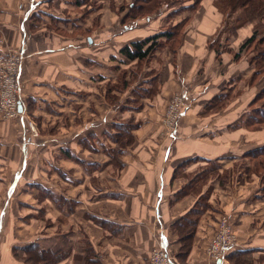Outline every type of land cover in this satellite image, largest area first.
Segmentation results:
<instances>
[{
    "label": "crops",
    "instance_id": "0c3cea01",
    "mask_svg": "<svg viewBox=\"0 0 264 264\" xmlns=\"http://www.w3.org/2000/svg\"><path fill=\"white\" fill-rule=\"evenodd\" d=\"M85 3L0 0V54L16 49L25 57L19 95L23 113L15 121L0 117V184H9L0 210V264H22L9 246L13 232L9 205L16 187L31 182L26 176L28 169L38 168L40 175L49 163L63 169L60 160L65 159H60L58 151L66 156L80 151L75 139L58 142L56 138L53 145H43L31 138L25 130L26 117L38 116L44 122L42 114H49L47 105L52 107L54 102L56 107L62 99L71 105L73 126L78 119L73 105L81 104L79 139L96 135L101 150V137L111 136L112 127L120 125L118 120L110 122L109 129L106 126L108 117L116 116L104 102L106 93L102 94L107 71L118 62L131 61L120 53L124 46L160 32L129 30L122 15L113 13L108 19L104 6L96 11L98 22H94L95 16L90 25L89 17L74 16L76 8L85 7ZM204 4L200 2L199 14L187 25L181 45L161 50L160 59L150 63L151 74L140 81L154 82L157 90L150 91L144 104L131 113L136 124L133 139L128 147L120 148L118 166L110 168L109 163L90 176L84 173L85 164H75L74 173L83 170V175L61 178L67 191L48 188L51 195L76 203L66 237L73 254L77 255L76 247H84L83 240L98 256L99 264H148L152 249L163 239L172 264H233L227 257L214 262L206 254L216 220L224 214L235 235L231 253L248 255L250 264H264V173L258 177L252 170V162L264 158V126H245L249 104L264 86H251L253 69L235 58L250 30H237L236 36L223 38V48L215 50L211 42L222 16ZM203 7L205 14L200 11ZM177 93L185 95L186 108L173 134L167 135L162 118ZM94 103L106 112L94 117ZM49 115L52 120V113ZM63 128L68 130L57 122L56 131ZM91 146L81 150L82 158L87 156L90 164ZM50 150L52 157L48 156ZM103 150L95 153L103 155ZM93 163L103 165L104 161ZM93 182L96 185L92 187ZM71 193L73 197H67ZM51 207L60 211L57 204L51 203ZM90 216L99 224L89 220ZM189 222L193 224L188 235L190 250L184 262H178L181 241L177 227L185 229ZM77 225L83 236L75 234ZM238 256L233 254V259L243 258ZM84 258L83 254L80 261H73L69 254L56 264H86Z\"/></svg>",
    "mask_w": 264,
    "mask_h": 264
},
{
    "label": "rangeland",
    "instance_id": "374dc122",
    "mask_svg": "<svg viewBox=\"0 0 264 264\" xmlns=\"http://www.w3.org/2000/svg\"><path fill=\"white\" fill-rule=\"evenodd\" d=\"M73 1V0H71ZM158 6H160V9L157 13H153L150 18H138L134 21L130 20V14H129V8L131 3H141L139 0H86L85 7H81V9L76 8V14L82 15L83 18L89 17V22L91 25V21L94 18V22L96 21L98 14L97 10L98 8H101L104 6L103 12L105 11L106 17L109 19L110 17L116 15H122V22H125L128 25L127 27H131L129 30L134 29H147L149 28V32L151 31H175V38L174 40L169 41H161L158 42L157 46L154 48L152 53L148 56V58L142 62L137 61H128L124 63L118 62L116 66H111L110 69L107 71L106 82L102 88V94L106 93V99H104V102L108 106V110L115 113L116 116H110L107 118V115L110 113L113 115L112 112L108 111V114L106 115V119H108L107 123V129L110 128V122H117L118 120L120 125L118 127H112L115 133L108 134L105 136H102L101 143L103 144V147H100V140L99 137L95 135H91L87 138H80V128L82 127V118H81V108L80 106H74V111L77 112L75 114L78 116V119H75L73 122V126H71V120L69 117V108H71L70 103L66 101H61L60 104L56 107H54V102H52V107L47 105V110L45 105H42L43 109L46 112L52 113V120L51 116L48 114H42V117L44 119V122L42 121L41 117H35L31 115V111H29V114L31 115L29 118L26 117L25 119V130L29 134L31 138H36L40 143L43 145H50L54 144V139L58 140V142L64 138L68 139H75L76 143L80 144V151H78V154H70L69 156H66L63 154V151H58L60 159V166L64 165L65 168H56L53 167L51 163L48 164V166H44L42 169V173L40 175L39 169H28L30 170L27 173V177L32 178L34 180H30L31 182L28 183H22V185L17 186L15 191L13 192V196L11 198L10 207L12 209V212L10 213V218L13 222V232L11 233V242L9 246L12 248V253L14 258L22 263V264H55L56 261L60 258H65L70 254L73 261H80L82 258V255H85L84 261L86 264L89 263H95V259L98 257L95 252L89 251V244L85 243V241L81 240L82 246L80 248L76 247L75 252H77V255L73 254L70 251L68 240H67V233L70 231L68 227V222L70 221L69 216L73 212L74 207L76 206V203L74 201H69L65 199V197L57 196L55 194L51 195L50 192H47V190L52 189L57 190L59 189L60 192H64L68 190L67 184L62 183L63 177H67V175H75V177L82 176L81 170L77 174L74 173V169L76 167L75 164H85V175H93L96 173L95 171L99 172L103 170V168L110 163V168H116L118 166V160L120 159V154L118 153V148L120 146L128 147V145L131 143L133 139V128L136 126L135 122L133 121V118L131 113L135 112L138 108H140L141 105L144 104L143 98L149 97L150 91L155 92L157 90V85H155L154 82H152L150 85L148 83H142V78L144 76L150 75L152 70L150 63H152V60L156 58V60L160 59V56H158L159 52L166 49H175L178 46L181 45V42L183 40L184 32L186 31L187 25L190 23L192 18L195 15L199 14V4L201 1L204 5H207L208 8H211V11H217L218 14L222 16V23L220 25V28L217 30L216 39L211 42L212 47L215 50H219V48L224 47V41L223 38L227 37V39L231 36H236L235 32L238 30H250L249 33H253L256 31L257 36L256 40L259 38L264 37V21L260 20H253L252 22H248L246 19V12L248 10L245 0H232L230 3V7L226 6L227 3H229V0H154ZM190 4L192 5L190 7ZM201 14H205V8L200 9ZM114 13V14H113ZM129 17V18H127ZM98 20V19H97ZM264 20V19H263ZM98 22V21H96ZM109 22V20H108ZM129 22V23H128ZM185 24V25H184ZM178 25V28H177ZM181 25H184L183 27H179ZM123 26V25H122ZM174 28H177L174 29ZM120 30H118L119 32ZM246 33V32H245ZM247 34V33H246ZM250 34V36H251ZM249 36V37H250ZM242 38V36H240ZM255 42L250 46L249 49L243 50L241 47L244 45V43L241 44V46L237 49V52L235 54L238 55V58L243 60L244 63L250 64L253 61V58L258 55L257 49H264V43L260 45L259 47L255 46ZM219 47V48H218ZM242 49V50H241ZM6 53H15L19 55L20 58V70L22 69L23 63L25 61L24 55L16 50V49H10L5 51ZM162 52V51H161ZM156 54V57L154 55ZM256 63V62H255ZM250 67L254 70L253 64H250ZM154 81V79H152ZM19 92H18V101H17V113L19 115L15 116V118L12 119H3L2 114L0 113L1 120H8V121H15L17 120L21 114L23 113V107L21 106V111L19 112L18 106L19 103V95H20V89L22 85V81L20 78V72H19ZM264 86V81L260 83ZM264 88V87H263ZM148 89V90H147ZM94 102V101H92ZM29 106V105H28ZM64 106V107H63ZM90 106V104H89ZM64 109H63V108ZM84 107V106H83ZM116 108V111H113V109ZM91 110L95 111L94 117L103 115L106 111H103L104 109L101 107H98L97 104H93L91 106ZM72 111V110H71ZM85 112V110H83ZM109 114V115H110ZM84 115V114H82ZM131 115V116H130ZM75 116V117H76ZM69 118V121H68ZM49 119V120H48ZM54 119L57 121L54 122ZM91 119V118H90ZM81 121V122H80ZM60 124L61 126H64L65 128L68 127V130L63 128V130L56 131V125ZM29 124L34 129V134H32L29 129ZM81 124V125H80ZM162 124L164 128L165 134H169V129L166 127L167 125H164V118H162ZM40 125L42 128H40ZM70 126L72 128H70ZM111 131V130H110ZM119 132L120 134H117ZM55 138H54V137ZM57 136V137H56ZM95 138V139H94ZM78 139V140H77ZM93 140V141H92ZM94 143L98 148L91 146V142ZM116 143V145H115ZM104 144H106L104 146ZM93 145V144H92ZM88 146H91L90 148V159L93 162H101L104 161V164H97V163H88V157L82 158V151L83 148L87 149ZM105 148V149H104ZM122 148V149H123ZM49 149V148H48ZM47 149V150H48ZM104 149V150H103ZM65 150V149H64ZM103 155L100 153H95L96 151H102ZM47 152V151H46ZM72 153V152H71ZM48 156L52 157L53 151L50 150L48 153ZM68 162V163H67ZM260 165H257V164ZM253 168L252 170H255L256 175L258 177L262 176L264 173V158L260 160V162L253 161ZM80 166V165H79ZM90 168V169H89ZM89 169V170H88ZM66 172V173H65ZM40 175V176H39ZM53 177V178H52ZM41 179L42 182H41ZM23 181V180H22ZM96 185L95 182L91 183V186L93 187ZM9 184H0V210L2 202H4V194L7 191V187ZM81 187V186H80ZM49 188V189H48ZM79 188V190H81ZM21 192L18 196V192ZM72 193L67 197H73L71 196ZM20 197V198H19ZM19 201H22V203H19ZM51 203L54 205H58V208L60 211H57L54 207H51ZM21 204V207L19 206ZM220 217V216H219ZM218 217V218H219ZM89 220H92L94 223L96 222L99 224L96 218L90 216ZM218 219L215 223V229L217 225ZM228 222L230 223V219L228 217ZM104 224V223H103ZM189 223L187 224V226ZM101 226H106L101 225ZM107 226H110L107 224ZM187 228L184 229L187 232ZM181 228H179L180 230ZM183 230V231H184ZM232 230V228H231ZM178 232V231H177ZM215 232V230H214ZM233 233V231H232ZM75 234L84 235V233L81 230V227L77 225ZM214 235V234H213ZM212 235V237H213ZM234 235V233H233ZM211 237V238H212ZM210 238V240H211ZM209 240V242H210ZM208 242V244H209ZM84 250V252H83ZM232 250H230L228 253H230ZM43 252V253H42ZM55 252V253H53ZM53 253V254H52ZM227 253V254H228ZM53 255V256H52ZM227 256V255H226ZM224 257V259L226 258ZM223 259V260H224ZM59 261V260H58ZM238 263L241 261L242 263L246 264L243 260L240 258L236 259V261H230V263ZM178 262H181L178 259ZM221 262V261H220ZM149 263V262H148Z\"/></svg>",
    "mask_w": 264,
    "mask_h": 264
},
{
    "label": "trees",
    "instance_id": "16d2710c",
    "mask_svg": "<svg viewBox=\"0 0 264 264\" xmlns=\"http://www.w3.org/2000/svg\"><path fill=\"white\" fill-rule=\"evenodd\" d=\"M86 0H73L74 4L81 5L84 4ZM141 3H131L129 8V14H130V20L134 21L138 18H145L148 19L150 16L154 13H157L160 9V6L155 3L154 0H139ZM232 0H229V3L226 4V6L230 7V3ZM245 4L248 8L246 12V19L248 22H252L253 20L257 19L260 21H264V0H245ZM193 5V4H192ZM190 5V7L192 6ZM129 18V17H127ZM185 25V24H184ZM184 25H181L179 27H183ZM178 28V25H177ZM177 28H174L177 30ZM257 33L254 31L251 36L246 40L244 45H242L243 50H247L250 48V46L255 42ZM164 38L166 41L174 40L175 38V31H160L150 37H147L142 40L131 42L128 45L124 46L120 53H122L127 59L131 61H137L142 62L148 58V56L152 53L154 48L157 46L160 39ZM264 43V37L259 38L256 40L255 46L259 47ZM241 49V50H242ZM258 55L253 58V61L250 63L253 64L254 70L252 73V76L250 78L251 86L260 84L264 81V49H257ZM235 58H238V55L235 54ZM256 62V63H255ZM249 64V65H250ZM250 112L248 114V117L245 121V126L248 129H254L264 126V88H262L253 98V100L249 104ZM119 126V125H118ZM115 126V127H118ZM120 148H123V146H120L118 148V153L120 154ZM263 158L258 157V161L262 160ZM257 165H260L259 163ZM188 224V223H187ZM193 224L189 222V225L186 227L187 232L181 228L179 230V227H177L178 233L180 235V241L181 245L179 247L178 252L176 253V257L181 261L184 262L189 250V236L192 231ZM186 229V228H185ZM184 230V231H183ZM43 253V252H42ZM55 253V252H53ZM52 253V254H53ZM233 254H238L243 257L241 260L246 262V264H250V258L248 255L240 252H230L227 254V258L231 261H236L237 258L233 259ZM53 256V255H52ZM62 257V256H61ZM60 257V258H61ZM60 258L58 260H60ZM56 261V263L58 262ZM55 263V264H56ZM89 264H99L97 262V259H95V263H89ZM233 264H244L241 261L238 263L235 262Z\"/></svg>",
    "mask_w": 264,
    "mask_h": 264
},
{
    "label": "built area",
    "instance_id": "2783aa9c",
    "mask_svg": "<svg viewBox=\"0 0 264 264\" xmlns=\"http://www.w3.org/2000/svg\"><path fill=\"white\" fill-rule=\"evenodd\" d=\"M20 58L15 53L0 54V113L3 119H12L19 115L17 113V101L19 92ZM183 93L175 94L168 102L164 111V125L172 135L176 129L177 122L186 108ZM28 132L34 134V129L29 124ZM163 239L155 246L149 256L148 264H172L167 255ZM235 235L231 230L227 215H220L213 237L211 238L206 254L214 262L223 261L227 253L234 248Z\"/></svg>",
    "mask_w": 264,
    "mask_h": 264
},
{
    "label": "water",
    "instance_id": "95a60500",
    "mask_svg": "<svg viewBox=\"0 0 264 264\" xmlns=\"http://www.w3.org/2000/svg\"><path fill=\"white\" fill-rule=\"evenodd\" d=\"M18 110H19V112L21 111V105L18 106Z\"/></svg>",
    "mask_w": 264,
    "mask_h": 264
}]
</instances>
